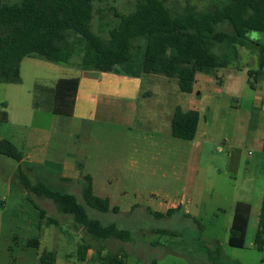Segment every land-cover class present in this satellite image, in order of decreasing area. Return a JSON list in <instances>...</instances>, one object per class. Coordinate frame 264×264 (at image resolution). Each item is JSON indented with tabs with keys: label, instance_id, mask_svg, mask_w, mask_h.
Returning a JSON list of instances; mask_svg holds the SVG:
<instances>
[{
	"label": "rangeland",
	"instance_id": "374dc122",
	"mask_svg": "<svg viewBox=\"0 0 264 264\" xmlns=\"http://www.w3.org/2000/svg\"><path fill=\"white\" fill-rule=\"evenodd\" d=\"M186 1L167 0V4L182 6ZM188 1L197 9L210 2ZM136 2H94V33L106 36L117 21L113 13H130ZM249 38L255 43L232 44L226 68L197 72L192 95L180 92L175 79L144 75V80H153L152 86L143 83L144 90L156 95L146 101L147 107L139 103L130 127L97 121L81 124L34 108L36 86L51 87L59 78L76 73L77 67L24 58L20 83L0 84V111L7 116L0 123V139L10 141L24 157L29 143L48 145L53 164L42 167L25 158L19 164L0 155V264H37L42 253H54V264H100L96 250L101 245L102 256L123 250L125 264H264V250L254 246L264 197V157L256 135L261 121L255 108L264 99V64L256 78L248 75L260 70L257 45L264 46V34L250 33ZM78 61L79 57L70 60ZM175 106L200 114L192 141L170 135L165 116ZM144 117L152 120L151 125L142 122ZM18 167L31 184L43 177L52 190L71 193L79 201L80 180L90 175L93 194L108 198L118 211L88 210L89 217L127 230L130 241L108 239L101 245L91 241L71 216L58 213L52 201L21 186ZM236 202L250 206L242 249L227 243ZM33 205L44 210L43 220ZM172 209L175 213L166 215ZM48 217L57 225L47 224ZM30 238L39 240L37 249L26 250ZM84 241L92 249L85 258L89 260L80 261L76 250Z\"/></svg>",
	"mask_w": 264,
	"mask_h": 264
},
{
	"label": "trees",
	"instance_id": "16d2710c",
	"mask_svg": "<svg viewBox=\"0 0 264 264\" xmlns=\"http://www.w3.org/2000/svg\"><path fill=\"white\" fill-rule=\"evenodd\" d=\"M0 0V84L20 83V64L26 57H39L62 66H72L83 71L115 72L131 77L159 75L175 79L180 92L193 91L195 75L204 70L224 69L229 64V52L234 42L255 43L250 33L264 34V0H210L207 6L197 9L188 0L182 6L168 5L167 0H137L132 12L113 13L116 24L99 36L92 28L93 3L116 0ZM260 70L248 72L254 78L264 64V46L257 45ZM79 57L77 64L70 60ZM252 87V86H251ZM33 107L52 115L71 117L78 89V79H58L51 87L36 86ZM7 121L5 111H0V123ZM199 114L195 110L183 112L175 108L170 122L173 138L192 141L197 132ZM264 152V140L262 145ZM0 155L23 163V154L8 140L0 139ZM27 169L33 165L25 164ZM18 169L21 186L38 198L55 205L58 213L73 218L83 227L91 241L101 243L116 239L127 243L130 234L114 223L102 224L89 217L88 210L100 213H117L110 207L108 198L93 194L92 179L84 175L80 180V197L52 190L42 179L31 184ZM43 173V171L41 170ZM62 181H68L62 179ZM39 220L45 212L33 205ZM175 210L167 211L170 216ZM250 206L236 202L228 231V245L244 247ZM162 218L161 214H154ZM47 224L57 225L54 218ZM161 233H166L162 231ZM39 240L28 239L27 248L37 249ZM254 246L264 247V198L258 217ZM92 249L84 241L77 247V256L84 261ZM218 253V247H216ZM103 246L96 250L100 264H125L124 252L101 255ZM54 253H42L38 264H54ZM150 264H155L151 262Z\"/></svg>",
	"mask_w": 264,
	"mask_h": 264
},
{
	"label": "crops",
	"instance_id": "0c3cea01",
	"mask_svg": "<svg viewBox=\"0 0 264 264\" xmlns=\"http://www.w3.org/2000/svg\"><path fill=\"white\" fill-rule=\"evenodd\" d=\"M143 76L144 75H140L138 77H131L124 75L122 73H115V72L100 73L96 71H83L77 68L76 73H73L69 77H63L64 79H68V78L78 79V89L75 96L73 113L72 116L69 118L76 119L79 122H81V124L86 122L93 123L97 121V122H113L115 125L123 126V127L133 126L137 119L139 103L142 102V107H147L146 101H148L149 99L151 100V98H153V96L156 95L154 92H151L149 90H144L143 83L148 81L147 83L149 85L151 84L152 86L153 80H151L150 78L144 80ZM63 78H59V79H63ZM193 91L191 93H193ZM177 107L180 108L179 106H175L173 109L168 108L167 110L168 116H165L167 118V122L169 120L171 122V117L173 115L175 108ZM255 108L258 114L257 116L258 118H260L261 121V125H260L261 130L259 129L256 135L260 141L259 150L262 156L264 157V152L262 151L263 142L262 140H260V138H263L264 136V99H262L260 101V104L256 105ZM181 110L183 112H186L189 111L190 109L189 110L181 109ZM159 112L160 113L162 112L161 108ZM171 113L172 115L169 117ZM168 117L170 119H168ZM199 118H200V114H199ZM142 122L144 124L151 125L152 120H147L144 117V121ZM169 130H170V123H169ZM24 158L25 160H27V162L32 163L34 165L42 164L41 165L42 167L46 166L47 164H53V162L49 160L48 145L42 146L37 140L32 143H29L25 157L23 154V162L25 163ZM250 173H252V171ZM37 229H39V227ZM257 229H258V224H257ZM27 249H33V248L26 247V250ZM85 260H89V259H85Z\"/></svg>",
	"mask_w": 264,
	"mask_h": 264
}]
</instances>
